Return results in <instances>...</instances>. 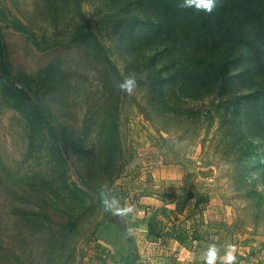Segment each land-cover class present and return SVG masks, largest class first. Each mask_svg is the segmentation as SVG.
<instances>
[{"label": "rangeland", "instance_id": "obj_1", "mask_svg": "<svg viewBox=\"0 0 264 264\" xmlns=\"http://www.w3.org/2000/svg\"><path fill=\"white\" fill-rule=\"evenodd\" d=\"M180 3L0 0V264H105L118 204L151 264H264V0Z\"/></svg>", "mask_w": 264, "mask_h": 264}, {"label": "crops", "instance_id": "obj_2", "mask_svg": "<svg viewBox=\"0 0 264 264\" xmlns=\"http://www.w3.org/2000/svg\"><path fill=\"white\" fill-rule=\"evenodd\" d=\"M144 207H131L130 212H122L126 205H113V217L99 226L91 242L92 252L98 258L101 250L102 255H106L105 264L109 261L115 264H151L141 248L142 242L154 235L150 209Z\"/></svg>", "mask_w": 264, "mask_h": 264}, {"label": "trees", "instance_id": "obj_3", "mask_svg": "<svg viewBox=\"0 0 264 264\" xmlns=\"http://www.w3.org/2000/svg\"><path fill=\"white\" fill-rule=\"evenodd\" d=\"M76 24H78L76 26V28H78L81 31L83 29H88L90 27L89 20L85 17V15L79 16L78 22ZM0 43H1L2 48H3V61L5 64V67L8 69V70H5L6 73H8L13 78V80L15 82H17L16 85L22 90V92H24V94L28 95V92L31 89L30 77L26 73H24V71L22 69H20L18 71L14 70L15 68L13 66V62H12L13 60L10 57V51H9L8 46H7V42H6V40L3 39V37L1 35H0ZM36 47H39L38 43H37ZM87 56L89 59L92 58L90 53L87 54ZM219 60H220V57H218L216 60L217 64L219 63Z\"/></svg>", "mask_w": 264, "mask_h": 264}, {"label": "clouds", "instance_id": "obj_4", "mask_svg": "<svg viewBox=\"0 0 264 264\" xmlns=\"http://www.w3.org/2000/svg\"><path fill=\"white\" fill-rule=\"evenodd\" d=\"M194 2L197 8H203L204 10L208 12L212 11L214 0H181L180 6L190 7L192 6ZM134 84H135V79L132 77H129V78H126V80L120 84V87L125 88L130 92ZM104 203L106 206L111 207V204L115 203V201L113 200L110 203L107 199H105ZM131 210H132L131 207H127L125 209H122L121 211L130 212ZM230 247H234V246H230ZM216 255H217V249L215 248V246H213L207 252V256H206L207 264H215ZM226 259H227V264H233V261L236 260V257L231 250L227 253Z\"/></svg>", "mask_w": 264, "mask_h": 264}, {"label": "built area", "instance_id": "obj_5", "mask_svg": "<svg viewBox=\"0 0 264 264\" xmlns=\"http://www.w3.org/2000/svg\"><path fill=\"white\" fill-rule=\"evenodd\" d=\"M92 262H94V259H92Z\"/></svg>", "mask_w": 264, "mask_h": 264}]
</instances>
